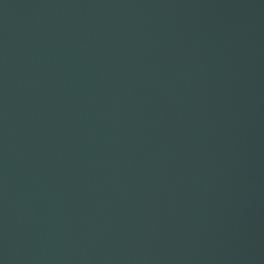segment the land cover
<instances>
[{
	"label": "water",
	"instance_id": "water-1",
	"mask_svg": "<svg viewBox=\"0 0 264 264\" xmlns=\"http://www.w3.org/2000/svg\"><path fill=\"white\" fill-rule=\"evenodd\" d=\"M0 264H264V0H0Z\"/></svg>",
	"mask_w": 264,
	"mask_h": 264
}]
</instances>
